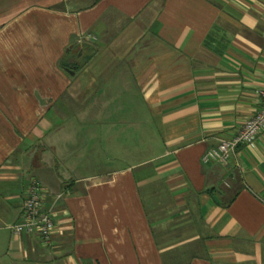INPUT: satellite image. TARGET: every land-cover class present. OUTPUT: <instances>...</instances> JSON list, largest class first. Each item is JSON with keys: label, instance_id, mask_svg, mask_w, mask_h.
Returning a JSON list of instances; mask_svg holds the SVG:
<instances>
[{"label": "crops", "instance_id": "obj_1", "mask_svg": "<svg viewBox=\"0 0 264 264\" xmlns=\"http://www.w3.org/2000/svg\"><path fill=\"white\" fill-rule=\"evenodd\" d=\"M262 88L264 0H0V264H264Z\"/></svg>", "mask_w": 264, "mask_h": 264}, {"label": "built area", "instance_id": "obj_2", "mask_svg": "<svg viewBox=\"0 0 264 264\" xmlns=\"http://www.w3.org/2000/svg\"><path fill=\"white\" fill-rule=\"evenodd\" d=\"M88 38H94L91 35ZM261 98L260 109L250 117L238 130L227 140H221L216 147L208 149L202 156L204 163L217 161L226 164L235 149L241 145L251 144L255 138L264 133V88L259 91ZM43 189L36 179H30L21 209L20 221L9 228L15 235H36L39 240L48 244L55 232V219L50 212L43 210Z\"/></svg>", "mask_w": 264, "mask_h": 264}, {"label": "trees", "instance_id": "obj_3", "mask_svg": "<svg viewBox=\"0 0 264 264\" xmlns=\"http://www.w3.org/2000/svg\"><path fill=\"white\" fill-rule=\"evenodd\" d=\"M81 48H82V46H81ZM63 60H64V58L61 59L60 66H61L62 68L65 69V66H64ZM83 64H84V62H82V61H81L79 64H77V65H78V68L81 67Z\"/></svg>", "mask_w": 264, "mask_h": 264}, {"label": "rangeland", "instance_id": "obj_4", "mask_svg": "<svg viewBox=\"0 0 264 264\" xmlns=\"http://www.w3.org/2000/svg\"><path fill=\"white\" fill-rule=\"evenodd\" d=\"M160 141H161V139L158 137V139H157V142H158V144L160 145ZM146 154L145 153H143L142 155H141V160L142 159H144V158H146ZM127 164H128V162H126Z\"/></svg>", "mask_w": 264, "mask_h": 264}, {"label": "water", "instance_id": "obj_5", "mask_svg": "<svg viewBox=\"0 0 264 264\" xmlns=\"http://www.w3.org/2000/svg\"><path fill=\"white\" fill-rule=\"evenodd\" d=\"M69 71V69H67ZM71 72V71H70Z\"/></svg>", "mask_w": 264, "mask_h": 264}]
</instances>
